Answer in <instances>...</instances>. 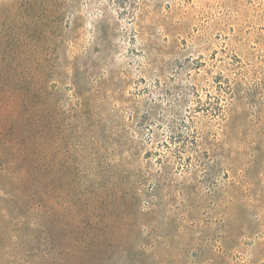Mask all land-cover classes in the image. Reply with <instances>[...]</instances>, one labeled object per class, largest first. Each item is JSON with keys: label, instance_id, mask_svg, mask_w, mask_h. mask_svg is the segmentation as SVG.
<instances>
[{"label": "rangeland", "instance_id": "374dc122", "mask_svg": "<svg viewBox=\"0 0 264 264\" xmlns=\"http://www.w3.org/2000/svg\"><path fill=\"white\" fill-rule=\"evenodd\" d=\"M0 264H264V0H0Z\"/></svg>", "mask_w": 264, "mask_h": 264}]
</instances>
